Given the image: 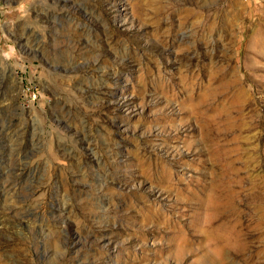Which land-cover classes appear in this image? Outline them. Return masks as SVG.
Listing matches in <instances>:
<instances>
[{
  "label": "rangeland",
  "instance_id": "374dc122",
  "mask_svg": "<svg viewBox=\"0 0 264 264\" xmlns=\"http://www.w3.org/2000/svg\"><path fill=\"white\" fill-rule=\"evenodd\" d=\"M0 264H264V0H0Z\"/></svg>",
  "mask_w": 264,
  "mask_h": 264
}]
</instances>
